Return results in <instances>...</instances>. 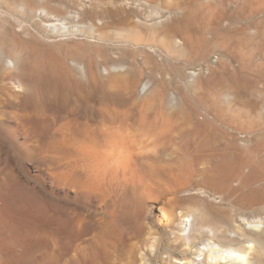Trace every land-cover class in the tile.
<instances>
[{"label":"rangeland","instance_id":"1","mask_svg":"<svg viewBox=\"0 0 264 264\" xmlns=\"http://www.w3.org/2000/svg\"><path fill=\"white\" fill-rule=\"evenodd\" d=\"M40 8L58 16L76 11L92 19H103L110 12L124 25L120 32L121 27L111 28L106 40H95L84 33L54 36L40 29L35 16ZM173 28L175 31L170 34L168 30ZM8 58H16L21 71L8 73L27 83L29 77L22 67L28 65L40 85L32 94L28 88L21 94L0 84V264H74L75 254L83 256L81 250L73 251L81 233L79 226L76 228L80 219L74 215L79 213L75 209L80 206L78 210L83 215L93 210L70 195L66 197L63 189L65 184L72 185L77 180L71 175L74 166L85 186L90 185L88 179L93 181L94 175L85 162L73 163L78 156L70 158L64 151L65 137H71L70 128L83 122L78 117L91 108L126 115L125 125L155 124L159 131L150 139L158 145L157 149L173 152V156L186 162L174 170L173 177L168 175L181 185L178 183L177 189L155 188L150 199L141 197L145 189L140 183L134 195L129 192L131 199L125 198L135 179L132 167L123 166L115 170L117 174H109L102 182L104 186L99 185L96 191L109 193L113 199L109 210H119L121 216L100 215L97 230L82 235L84 239L96 236L93 243L97 249L103 251L105 239L109 242L131 237L124 231L128 221L131 224L140 220L144 225L150 221L160 234L171 233V228L163 229L158 220L162 212L178 215L181 206L215 208L233 215L238 222L264 218V203L252 207L242 203L262 197L264 184L241 189L238 182H232V188L238 189L236 196L241 207L230 205L225 200L227 193L216 185L218 180L230 179L240 163L255 161L258 168L264 166V158L256 147L260 144V149H264V0H0V67ZM77 65L93 67L94 82L82 76ZM203 65L208 66L209 74L191 78L188 73ZM134 72L139 77L130 88L127 80ZM145 83L148 86L143 90ZM7 99L13 104L4 105ZM87 101L91 102L88 107ZM28 105L36 110L27 125L32 140L25 145L12 127L13 117ZM143 115H147L146 121L141 120ZM217 126L225 137L222 144L233 146L239 157L229 151L224 162L216 163L222 162L224 169L203 174L198 158L218 145L210 143L204 148L203 134ZM39 132L43 136L37 135ZM82 146L69 144L68 148L75 151ZM245 175H250L253 183L261 180L258 172L246 171ZM184 187L189 190L177 193L186 190ZM174 196L189 201L175 209ZM144 203L154 206L149 221L143 220ZM68 216L71 222H67ZM100 227L105 235L99 233ZM255 245L234 243V247L246 249L247 264H252V257H258ZM137 246V240L128 239L105 262L96 264H135L140 258L134 253ZM161 257L166 258V254ZM158 260L153 263L159 264Z\"/></svg>","mask_w":264,"mask_h":264},{"label":"bare ground","instance_id":"2","mask_svg":"<svg viewBox=\"0 0 264 264\" xmlns=\"http://www.w3.org/2000/svg\"><path fill=\"white\" fill-rule=\"evenodd\" d=\"M35 16L38 17V20L40 21V29L48 31L54 34V36L56 35L59 37H65V35L76 36L78 34L81 35V33H84L88 35L89 38H93L95 40H106L109 38L111 28L113 29L114 26H117V28L121 27L118 30V32H120L122 31L124 25V22L121 19L117 20L115 16L110 12H107L106 17L103 19H92L87 18L84 13L76 11L71 12L70 14L67 13L64 16H58L51 13V10L48 11L46 8H40L36 11ZM168 31L170 34H172L175 29L173 28ZM168 41L169 40L167 39V42ZM176 43H178V41ZM76 67L77 69L79 68L81 75L86 77L90 83L94 82L96 70L92 71L93 67H88L89 69L82 68L78 65ZM19 68L20 66L16 58H8L4 60L0 67V84L2 83L3 85L11 86L13 89H15L16 92H19L21 94H24L26 92V89L28 88L30 89L32 94L33 90H38L40 85V83L37 82V79L34 76V71L32 68H30L28 65L23 64L22 71L29 77V80L27 79V83H24L22 79L18 77H13L11 73H8L10 71H19ZM138 77L139 74L136 72L129 74L127 85L132 88V86L138 80ZM147 86V83H145L143 85V90ZM45 87L46 86H44V88ZM45 90L46 89L42 91ZM90 103L89 101H87V107L90 105ZM11 104L13 103H11L9 99H7L4 103V105ZM29 105L27 106V108H21V113L13 117L15 123L12 127V131L13 133H15L16 136L22 137V139H24L23 144L25 145L30 143L32 140L30 137L32 136V133L31 135L28 133L30 131V128L28 131L27 125H29L28 123L31 124L32 120L31 122H29L30 117L33 116V113L36 110V108L34 110ZM34 106L35 105L33 104V107ZM86 111L87 110H85V112ZM106 112L102 113L100 112V110L97 111L91 108L83 115V117H78L77 115L78 118L83 119V122H76L75 125L73 124L74 127H72L71 125V134H69L71 137L69 136L70 139H66L65 137V155L70 158L78 156V158L74 159L73 163L78 164L79 162H85L86 168L89 170V172H92L94 175L93 181H91L90 178H86L89 180L91 186L87 184V186H85L84 183H82V180L79 178V173H77L75 169V167L77 168V166H74L72 167L74 172H72L71 175H75L77 180L73 181L72 185L70 183L65 184L63 189V193L66 197H69L70 195L75 198L76 202L81 203V205H87L88 208L93 210L92 213H89L88 211L89 214H87L86 212L87 215H83V213H80V209L78 210V208L80 207L79 206L78 208L76 207L77 209L75 210L79 211L80 214L77 211H74L78 213H75L74 215H77L76 217L80 219L79 221H77L78 224L76 228H78L79 226V230L81 231V233L77 236V239L75 240L77 244L73 245V251L74 253L80 250L83 252V256H76L75 254V257L72 258L74 264H96L100 262L103 263L104 260L110 258L115 251H117L121 246H123L124 242L128 239L137 240L138 242V246L136 247L134 253L136 255V258L138 254L140 255V258L139 261L138 259L137 261H135V264H138V262L139 264L140 262H143L144 264H150L153 263L156 258L159 259V264H177L173 261L174 259L184 261L183 264H247L246 249H243L242 247H234V243L240 242H254L256 244V248L254 247L256 250L254 251L256 254H258V257H252V264H264V218H258L252 221H248L247 219H241L243 218L241 217L239 218L241 219L239 223L235 220L233 215L227 212H222V210L216 211L215 208H213V210L206 209L203 207L197 208L194 206L191 208L189 207V209L182 208L183 206L181 205H183V203H186L189 200L181 199L180 197V199H178L175 196V209L181 206V208H178L180 209V211L178 210V215L174 214V212H162V218L158 220L159 223H163V229H167L168 227H170L171 233L167 234L166 232H163L162 235L159 232L160 229L155 228V226L150 223L149 220L150 218H152L154 206L152 204L144 203L145 211L144 215H142L143 220L149 222H147L145 225V222L142 223L143 221L141 222L140 220H135V222L133 220L131 221V224L130 221H128V225L127 223H125L128 227L126 226V229L124 231L127 232V235H131V237L126 236V238H119L116 241H113V239H111V241L109 242H106V239L102 237L103 240L105 239V243L103 244L104 247L102 246L103 251L100 248L97 249L96 244L94 245L93 243V240L96 236L94 237V239L93 237L89 239H84L82 235L86 236L91 234V232L93 233L97 230L101 219L98 218L100 215L102 216V218L105 215L108 216V214L112 215L114 213L115 215L121 216L119 210L114 209L112 210L113 212L109 210V208L112 207L113 202V199L109 195V193L101 194L100 192H98V190L96 191L99 185L104 186L102 182L107 178L109 174H113L116 169L121 168L123 166H125V168L132 167V174L135 179H132L133 182H131V189H128L127 191L125 190V198L128 197L129 199H131L130 193L134 195L135 190L138 188L137 184L140 183V187H144L145 189V194L141 195V197L145 196V198L147 197L150 199L154 197L153 195L155 193V190L162 186L177 189L179 187L180 181L178 182V184L176 183V181L173 182L171 180V178L173 177V172L176 168L186 165L185 160H183L184 158L181 159L178 156H173V152L160 151L157 149L158 145L154 143L152 139H150L152 135L157 134L159 131L158 127L155 124L148 125V127L142 124L139 127H134L129 124L125 125L126 121L128 120L127 117H124L126 115H123L122 117L120 115H112L110 112ZM146 119L147 115H143L141 120L146 121ZM96 123H98L99 126H96ZM40 133L41 132H39L37 135H40ZM185 133L186 131L184 132V134ZM201 133L198 132L199 135ZM184 134L183 136L185 137L186 134ZM203 135L205 138L204 148L207 144L210 143H212L213 145L218 144L212 149H209L207 153H203L200 156L201 158L197 157L199 159L198 162L203 165V174H212L214 172L220 171V169L222 170V168L224 167L223 165H221L222 162H224L222 161L223 157L228 154L229 151L235 157H239L233 146L222 144V141L225 137L223 135L222 128H219V126L213 128L212 131L209 130V132H206ZM188 136L186 137L188 138ZM38 140L40 141V139ZM39 141L36 142L39 143ZM69 144L75 146H83L81 150L74 151L68 148ZM260 146V144L256 146L258 147L257 152L261 155V157L264 158V149H260ZM130 149H132V151L134 152H129V154L128 150L130 151ZM219 161H222L221 164H216ZM193 164L195 165L196 163L193 162L192 165ZM238 167H236L235 172L231 174L230 179L218 180L219 183H216V185H218V187L224 193H227V197L225 200H228L227 202H229L230 205L241 207L240 199L236 196L238 189L232 188V182H238L241 189H243L244 187L252 189V186L262 185L264 184V166L258 168L255 161H250L246 162V164L240 163L238 164ZM143 171H145L146 173ZM246 171L248 173L258 172V174L261 176V180L258 183H253L250 179V175H245ZM117 172L118 171H116L115 174H117ZM139 173H141V175H139ZM143 173L147 174V177H145ZM203 174L202 176H204ZM223 174H221V176H223ZM168 175L172 177L168 178ZM210 177L211 176L207 177L208 180ZM49 182L51 185L54 186L55 183L53 181L49 180ZM69 182H71L70 179ZM190 186H192L191 183ZM188 190L189 189H186L184 191H176L177 193H182L187 192ZM262 197L251 199L249 198L242 203L245 205H251V207L252 205L257 206L264 203V194L262 195ZM118 202L119 200L117 201V204ZM229 210L230 212L233 211V209ZM82 211H84V209ZM66 219L67 222L72 221L70 216H68V218ZM132 223L134 225H132ZM101 228L102 227L99 228V233L104 234V231H101ZM105 230L109 232L107 229ZM232 233L234 234L233 236L231 235ZM164 240L168 241L166 244H164V248L161 249V247H163ZM192 248H195V251H192ZM163 254H166V258L161 257ZM53 261L55 262V259Z\"/></svg>","mask_w":264,"mask_h":264},{"label":"built area","instance_id":"3","mask_svg":"<svg viewBox=\"0 0 264 264\" xmlns=\"http://www.w3.org/2000/svg\"><path fill=\"white\" fill-rule=\"evenodd\" d=\"M212 63H215V61H212ZM209 68L207 65H203L196 69L195 71H191L188 74L190 75L191 78L197 77L200 73L203 75H208L209 74ZM192 74V75H191ZM194 75V76H193Z\"/></svg>","mask_w":264,"mask_h":264}]
</instances>
